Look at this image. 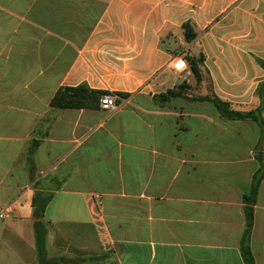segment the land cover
<instances>
[{"label": "crops", "instance_id": "1", "mask_svg": "<svg viewBox=\"0 0 264 264\" xmlns=\"http://www.w3.org/2000/svg\"><path fill=\"white\" fill-rule=\"evenodd\" d=\"M201 53L198 83L186 57ZM80 85L118 107L51 106ZM262 85L264 0H0V264H40L39 192L51 195L47 259L245 264L243 197L264 127L193 98L261 108L264 122ZM250 248L264 264V178Z\"/></svg>", "mask_w": 264, "mask_h": 264}, {"label": "trees", "instance_id": "2", "mask_svg": "<svg viewBox=\"0 0 264 264\" xmlns=\"http://www.w3.org/2000/svg\"><path fill=\"white\" fill-rule=\"evenodd\" d=\"M185 30V38L188 42L193 41L196 38V33L193 27L189 24L183 26ZM186 60L190 65V68L197 78L198 83L203 80L202 66L204 62V55L201 53L199 56H187ZM188 87V85L183 84L177 88V90H170L165 94H161L155 97V100L165 103L171 98L180 95L181 90ZM107 93L91 90L85 85H80L77 87H65L57 91L55 96L51 100V106L60 109L66 108H87V107H98L100 105V100L103 95ZM257 95L261 100L264 99V85L259 87L257 90ZM126 97V95H122ZM193 100L197 101H209L214 104L219 114L229 120H253L257 122L260 126L264 127V122L261 120L259 114L261 108L256 111L251 112H239L232 110L227 102L222 101L217 97H196ZM39 145L38 141H34L32 146L29 148V159L31 160L32 155L35 153ZM258 160L261 163V167L253 176L252 187L250 193L243 197V202L245 204L244 212L246 217L245 230L241 239V252L245 264H254V257L250 248V236L253 229V206L256 203L258 189L261 181L264 178V155L258 154ZM51 200V195L47 193H37L33 200L34 216L37 219L35 221V235L37 242V250L40 264H55L63 259H47L45 251V237L46 231L45 227L41 221L44 216V212L47 204Z\"/></svg>", "mask_w": 264, "mask_h": 264}, {"label": "built area", "instance_id": "3", "mask_svg": "<svg viewBox=\"0 0 264 264\" xmlns=\"http://www.w3.org/2000/svg\"><path fill=\"white\" fill-rule=\"evenodd\" d=\"M174 64H179V61L175 59ZM176 65V66H177ZM118 96L116 94H106L101 97L100 106L105 110H116ZM7 218V209L0 205V220H5Z\"/></svg>", "mask_w": 264, "mask_h": 264}, {"label": "rangeland", "instance_id": "4", "mask_svg": "<svg viewBox=\"0 0 264 264\" xmlns=\"http://www.w3.org/2000/svg\"><path fill=\"white\" fill-rule=\"evenodd\" d=\"M105 263H106V260L101 259L97 263L82 262L79 260H73V261L72 260H60L59 262H57L55 264H105Z\"/></svg>", "mask_w": 264, "mask_h": 264}]
</instances>
